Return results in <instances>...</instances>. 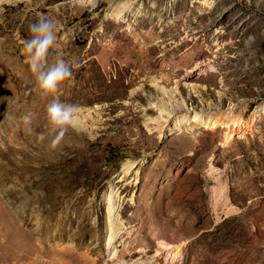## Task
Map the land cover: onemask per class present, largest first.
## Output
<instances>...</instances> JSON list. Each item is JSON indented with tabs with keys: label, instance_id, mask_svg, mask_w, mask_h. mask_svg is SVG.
Segmentation results:
<instances>
[{
	"label": "rangeland",
	"instance_id": "1",
	"mask_svg": "<svg viewBox=\"0 0 264 264\" xmlns=\"http://www.w3.org/2000/svg\"><path fill=\"white\" fill-rule=\"evenodd\" d=\"M41 14L80 65L57 148ZM0 264H264V0H0Z\"/></svg>",
	"mask_w": 264,
	"mask_h": 264
},
{
	"label": "clouds",
	"instance_id": "2",
	"mask_svg": "<svg viewBox=\"0 0 264 264\" xmlns=\"http://www.w3.org/2000/svg\"><path fill=\"white\" fill-rule=\"evenodd\" d=\"M30 38L24 41V53L36 83L44 95H51L53 99L47 105V120L50 128L47 134H52L51 146L57 148L69 129H77L79 124L80 106L62 102L59 98L60 86L73 77V69L80 65L75 61L57 58L50 61L52 50L57 41V21L40 15L39 19L30 25ZM27 131L32 132V117L22 118ZM38 134L40 141L47 135Z\"/></svg>",
	"mask_w": 264,
	"mask_h": 264
},
{
	"label": "bare ground",
	"instance_id": "3",
	"mask_svg": "<svg viewBox=\"0 0 264 264\" xmlns=\"http://www.w3.org/2000/svg\"><path fill=\"white\" fill-rule=\"evenodd\" d=\"M195 117V116H194ZM227 117V116H226ZM230 117V116H229ZM187 118V117H186ZM197 117L196 119H198ZM202 119V118H200ZM195 120V119H194ZM197 121V120H196ZM198 122V121H197ZM216 122V121H215ZM200 124L204 125L205 127H212L214 125V122L212 119H203L200 121ZM232 132V131H231Z\"/></svg>",
	"mask_w": 264,
	"mask_h": 264
}]
</instances>
